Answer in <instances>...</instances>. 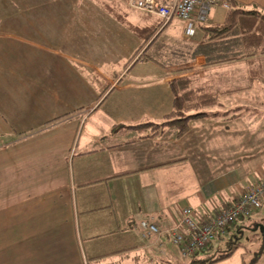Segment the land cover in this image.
Returning a JSON list of instances; mask_svg holds the SVG:
<instances>
[{
	"label": "crops",
	"instance_id": "crops-1",
	"mask_svg": "<svg viewBox=\"0 0 264 264\" xmlns=\"http://www.w3.org/2000/svg\"><path fill=\"white\" fill-rule=\"evenodd\" d=\"M238 1L264 7V0ZM21 3L0 28V264H170L178 248L166 236L143 235L138 221L149 219L166 229L186 204L204 220L261 180L264 171L256 164L246 173L236 169L230 186L211 189L202 175L195 191H187L177 170L196 163L197 174L207 172L203 159L210 154L203 149L213 141L219 149L260 148L257 137L264 139V133L258 127L264 120L237 103L222 109L231 111L228 115L193 120L181 137L165 127L140 138L125 126L160 123L173 98L169 81L181 76L209 80L221 100H246L242 89L256 83L248 78L249 63L209 66L203 55L165 64L134 59L137 46L126 51L128 40L131 34L141 37L95 0ZM133 13L128 20L143 25ZM225 13L213 4L203 22H221ZM15 16L22 22L15 23ZM174 19L185 30L186 22ZM199 23L192 35L181 33L182 40L198 41ZM44 57L67 63L75 74L72 84L93 91L90 101L63 98L60 76L32 60ZM246 117L255 126L251 138L242 134ZM116 124L122 128L111 132ZM219 162L225 163L224 156Z\"/></svg>",
	"mask_w": 264,
	"mask_h": 264
},
{
	"label": "trees",
	"instance_id": "trees-1",
	"mask_svg": "<svg viewBox=\"0 0 264 264\" xmlns=\"http://www.w3.org/2000/svg\"><path fill=\"white\" fill-rule=\"evenodd\" d=\"M229 2L230 7L226 10L223 21L217 23L200 22L198 24L202 32L198 41L182 40L180 43L170 44L165 40H158V34H156L144 49L146 57L165 64L180 62L184 56L185 59L192 60L196 55H203L205 64L209 66L245 59L249 63V80L261 78L264 74L263 61L261 60V56L264 55V9L253 2L248 4L238 0H229ZM98 5L117 22L143 40H149L162 24L159 18L143 25L130 22L127 18L128 12L123 7V0L103 1ZM256 60V65H254ZM169 87L173 93L171 107L160 123L144 121L127 125L125 128L135 131L138 137L143 138L162 132L165 127H172L176 136L181 137L189 130L193 120L213 117L218 114L205 109L207 106L218 103L220 94V91L209 80L202 81L197 75L181 76L170 80ZM220 114L226 115L228 113ZM121 128V125L116 124L112 127L111 132ZM263 199H261L260 204ZM254 214L255 212L240 217L227 226L223 233L217 234L215 242L218 247H220L222 239L228 236L224 249L218 248L216 253L205 257L202 255L201 258L196 257L199 251L190 256L191 259L188 264H214L230 257L236 247L240 245L238 238L240 232L235 233V229L240 231L242 227H245L244 225L258 224L255 220H250ZM232 236L236 238H231ZM211 244L213 242H210L207 247L212 246ZM263 253L264 236L259 250L253 253L246 264H256Z\"/></svg>",
	"mask_w": 264,
	"mask_h": 264
},
{
	"label": "rangeland",
	"instance_id": "rangeland-1",
	"mask_svg": "<svg viewBox=\"0 0 264 264\" xmlns=\"http://www.w3.org/2000/svg\"><path fill=\"white\" fill-rule=\"evenodd\" d=\"M17 1L20 2V4L17 3ZM21 1L22 0H0V28H2L4 26V24H5L4 18H6V16L8 14L20 10L19 8L23 4V3H21ZM30 1H32V0H30ZM95 1L99 4V3H103V1L111 2L114 0H95ZM11 2L14 3L15 7L12 6ZM123 7H124V9L127 10L128 13L129 12L138 13L135 15L140 16L141 21H139V22L143 23V24L152 21V19H153L152 17H155V16H151V15H148L145 13L141 14V12L139 13V11L130 8L127 4V0H123ZM260 7H262V6H260ZM262 8L264 9V7H262ZM134 13H133V15H134ZM13 20L15 23H21L22 22L20 17H18V16L13 17ZM179 23H180V21H178L174 18L171 20H168L166 22L162 21V24L157 28L154 35L149 40H145V39L143 40V38L142 39L141 38H135L131 34L132 40H128L129 41L127 44L128 49L126 51H128L129 49H130V51H132L137 46L136 47L137 49L134 53V56H135L134 59L140 60V59L147 58L144 49L146 48L148 43L151 41V39L153 37H155L156 34H158V40H165L166 42H169L170 44L174 43L176 41H178V42L182 41V38L180 37L181 33L183 35H185V37H187L188 35L185 34L184 27L182 25H180ZM173 29H174V31H172ZM112 38H114V37H112ZM112 38L108 39V42H111L110 40ZM134 39L137 42L135 45L133 43ZM125 52H123V53H125ZM16 56H18V55L16 54ZM261 58L263 61V66H264V55L261 56ZM32 60L39 64L40 69H42L44 67L46 68V70L48 69L50 75H51V71H52L53 77L54 76H57V77L60 76V92L63 93V95H62L63 98L71 99L70 103H76V99L78 97H80L83 101H90V98L93 95V91H91L89 86H87V85H81V88H80V86L72 84L70 76L75 75V74L73 73V70L71 69V67L67 63L61 62V61H60V63L58 61H56L54 63L53 60H47V59H45V57L41 60H38L36 58H34ZM122 60H123V62H127L128 58H126V56H125L122 58ZM243 60H245V59H243ZM256 62H257V60L255 61L254 65H256ZM58 63H59V65H58ZM54 64H56L57 68L53 66ZM53 71L55 72V75H54ZM254 81L256 83H254L253 85H249V86L245 85V87L242 89L248 93V95H247L248 98L246 100H242L240 102L239 100H236V99L233 100L232 96H225L222 100L219 98L218 103H216L212 106H207V107H205V109H210V110L219 109L221 111H217L216 113L219 112L218 114H220V113L226 112V113L230 114L231 111H228V110L223 111L222 109L228 108V107H233L234 105H237V103H241V105L244 108L254 109L257 113L258 112L260 113V114H258V116H255V119L257 121L264 120V116H263L264 115V89H263L264 88V74L261 76V78H257ZM60 107H61V103H60ZM228 114H226V115H228ZM247 117H246V119L242 120V122H243L242 126L246 127V130L243 131L242 134L247 135V136L250 135V138H251L253 135L248 134V133H250L251 129L253 130L255 126L248 122ZM244 123H247V124H244ZM251 126H252V128H250ZM248 128H249V130H248ZM258 129H260V131L258 132L259 134L264 133L263 123H261V125L258 127ZM247 142L253 143V140L250 139V140H247ZM226 143H227V141H224V144H226ZM245 143L246 142H244V144ZM257 144H258V146L261 145V147L257 148V149L250 147V146H248V148L241 147L239 149H233V148H228V147H224V148L219 149L217 147L218 142L213 141L210 143L211 146L209 148L203 149V150L208 151V154H210L209 156H207L206 158L203 159L205 162H207L206 167L209 168L207 172L203 171L202 174H197L196 169H195L197 164L195 163L193 166L188 165V166H184L182 168H179L177 170V176H178V178L184 179L185 188L187 191L193 190V189L195 191V189L197 188L196 185L198 186V184H199L198 183V177L202 176V175H203L205 183L207 182L209 184V188H211V189H222L224 186H230L229 184H230L233 176L236 173L235 170L238 168L245 169L244 172L246 173L248 171H251L252 168L256 167L258 164H261V165H258V167L262 168V170L264 171V147L262 146V144H264V139L261 135H258V137H257ZM218 152L221 155L220 158L216 157L218 155ZM213 155H215V156H213ZM223 156H224L225 163L221 164L219 162V159H221ZM201 166L206 168L204 164H202ZM256 211H257L256 215L254 214L253 216H251L250 220H255L256 223H258V224H256V225L250 224L249 226L244 225L245 227H242L240 229V231L235 229V233L240 232V236H238V238L240 240L239 241L240 245L238 247H236V249L234 250V252L232 253V255L230 257L223 259V260H219V261L215 262L214 264H246V262L253 255V253L256 252L257 250H259L260 243H261L262 238L264 236V199L262 200L260 206L256 209ZM246 220L247 219L245 218V221ZM227 237L228 236H226V238L222 239L220 247H218V245L214 239L212 241L213 244H211L212 246L207 247L206 250L200 251L196 255V257L201 258L203 256L205 257V256L210 255L212 253H216V251H218V248L224 249L225 248V241H226ZM233 237L234 236H232L231 238H233ZM234 238H236V237H234ZM172 247H173V249H175V246H172ZM177 251H179V250H177ZM190 259H191L190 256H182L180 254V252H176L175 258L170 261L171 262L170 264H188ZM103 263L104 264H115V262H113V261H105V262L101 261L99 264H103ZM256 264H264V253L257 260Z\"/></svg>",
	"mask_w": 264,
	"mask_h": 264
},
{
	"label": "built area",
	"instance_id": "built-area-1",
	"mask_svg": "<svg viewBox=\"0 0 264 264\" xmlns=\"http://www.w3.org/2000/svg\"><path fill=\"white\" fill-rule=\"evenodd\" d=\"M130 8L166 22L173 18L186 22L185 34L192 35L198 22H203L211 5L218 4L224 10L230 7L229 0H127ZM264 198V176L247 186L229 204H224L209 217L198 220L195 206L186 204L180 209L179 219L171 227L159 229L149 219L138 221L143 235L166 236L182 256H192L205 250L218 233L242 216L251 215Z\"/></svg>",
	"mask_w": 264,
	"mask_h": 264
}]
</instances>
